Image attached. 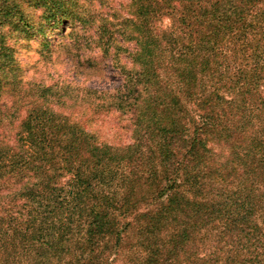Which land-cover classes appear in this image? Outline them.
Listing matches in <instances>:
<instances>
[{
	"label": "trees",
	"instance_id": "obj_1",
	"mask_svg": "<svg viewBox=\"0 0 264 264\" xmlns=\"http://www.w3.org/2000/svg\"><path fill=\"white\" fill-rule=\"evenodd\" d=\"M67 2L0 0V264H264V0L86 15L116 58L134 44L121 84L89 90L128 118L127 145L55 109L57 85L18 76L14 40L60 26Z\"/></svg>",
	"mask_w": 264,
	"mask_h": 264
},
{
	"label": "rangeland",
	"instance_id": "obj_2",
	"mask_svg": "<svg viewBox=\"0 0 264 264\" xmlns=\"http://www.w3.org/2000/svg\"><path fill=\"white\" fill-rule=\"evenodd\" d=\"M130 1L68 0L65 5L67 10L72 11V15L65 18L60 26H48L46 35H30L23 40H14L15 55L21 66L18 76L24 87L35 89V84L39 83L57 85L62 95L51 96V104L55 109L79 121L100 142L113 145L131 143L132 125L120 112L99 108V100L89 90H115L121 84L124 76L119 69L121 65L131 67L130 53L134 50V44L125 42L116 58V46L106 50L104 38H100V18L91 22H84V19H87L86 15L94 13L112 16L114 10L119 12L118 19L130 16ZM29 12L35 17L38 15L37 10ZM158 25L161 28L168 27L170 18L163 16ZM112 34L110 36L123 44L119 32L113 31ZM45 42L50 47H45ZM7 89L4 83L0 85V101L6 99ZM19 89H11L9 93H20ZM9 100H13L12 96H9ZM25 114L26 108H23L19 118Z\"/></svg>",
	"mask_w": 264,
	"mask_h": 264
}]
</instances>
